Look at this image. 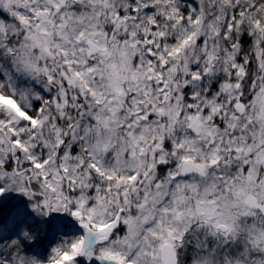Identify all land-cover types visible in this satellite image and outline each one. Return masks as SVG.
Instances as JSON below:
<instances>
[{
    "label": "snow or ice",
    "instance_id": "snow-or-ice-1",
    "mask_svg": "<svg viewBox=\"0 0 264 264\" xmlns=\"http://www.w3.org/2000/svg\"><path fill=\"white\" fill-rule=\"evenodd\" d=\"M82 261L264 264V0H0V264Z\"/></svg>",
    "mask_w": 264,
    "mask_h": 264
},
{
    "label": "rangeland",
    "instance_id": "rangeland-1",
    "mask_svg": "<svg viewBox=\"0 0 264 264\" xmlns=\"http://www.w3.org/2000/svg\"><path fill=\"white\" fill-rule=\"evenodd\" d=\"M66 224L69 225V227H71L72 229L76 230L78 229V225H75L74 223H72L71 221H67V219H65L64 221ZM82 264H88L87 261H82Z\"/></svg>",
    "mask_w": 264,
    "mask_h": 264
},
{
    "label": "trees",
    "instance_id": "trees-1",
    "mask_svg": "<svg viewBox=\"0 0 264 264\" xmlns=\"http://www.w3.org/2000/svg\"><path fill=\"white\" fill-rule=\"evenodd\" d=\"M65 219H67V221H71V219L70 218H65ZM72 222V221H71ZM73 223V222H72ZM54 246V245H53Z\"/></svg>",
    "mask_w": 264,
    "mask_h": 264
}]
</instances>
